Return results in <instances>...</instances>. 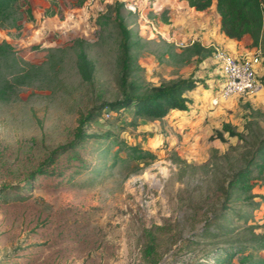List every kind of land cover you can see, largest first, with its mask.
<instances>
[{
    "label": "rangeland",
    "instance_id": "obj_1",
    "mask_svg": "<svg viewBox=\"0 0 264 264\" xmlns=\"http://www.w3.org/2000/svg\"><path fill=\"white\" fill-rule=\"evenodd\" d=\"M117 7L135 43L129 80L159 84L195 67L205 80L217 69L213 60L197 66L190 47L177 45L196 34L187 30L196 14L187 0H20L12 17L0 20V42L13 48L0 53V264H148L154 258L159 264H239V256L221 252L225 243L206 254L213 243L192 251L183 240L194 239L208 216L220 212L221 185L246 165L252 144L264 135V91L237 94L213 109L200 91L188 113L163 119L107 105L89 121L97 106L122 98ZM176 14L175 33L169 24ZM81 40L94 65L93 84L78 68ZM251 47L264 58L263 43ZM224 123L245 139L230 136ZM81 129L111 135L42 167ZM132 148L152 156L136 159ZM40 168L47 172L31 178ZM253 174L260 205L252 210L242 197L234 200L251 216L231 218L264 236V183L258 170ZM247 252L264 258V248Z\"/></svg>",
    "mask_w": 264,
    "mask_h": 264
},
{
    "label": "trees",
    "instance_id": "obj_2",
    "mask_svg": "<svg viewBox=\"0 0 264 264\" xmlns=\"http://www.w3.org/2000/svg\"><path fill=\"white\" fill-rule=\"evenodd\" d=\"M19 1L20 0H0V20H9L14 11L18 8ZM187 1L188 4L197 11H204L210 8L214 3V0ZM117 11L119 20L118 28L121 33L120 50L122 74L120 76V90L122 98L108 104L104 102L102 105L97 106L96 111L93 110L88 117L89 121L96 120L101 110L107 105H109L112 110H120L133 106L135 109L134 113L137 116L150 119H163L172 110H188L191 100L187 96V93L194 90L199 84L204 83L203 80L196 77L197 69L195 68L187 77L178 76L177 78L162 81L159 84H137L136 81L129 80V76L133 71L132 48L135 43L133 42L132 32L127 26L125 18L121 15L119 7H117ZM217 11L221 16V30L227 37L241 40L245 35H250L252 38L251 46L258 47L262 43L264 44V0H217ZM80 45L81 49L78 52V68L83 80L89 84H93L94 65L82 46V40ZM188 47L192 50V55L196 56L195 62L197 66L208 57L214 55L215 49L213 47H205L200 42H195ZM12 49V46L8 42H0V53ZM5 92L6 91L3 90L1 94ZM223 130L229 133L230 136H238L241 139H245V136L236 130L232 124L224 123ZM108 133L102 135L96 133L88 134L83 129L79 130L75 141L70 145L55 149L42 167L53 166L56 163L58 155L64 153L68 149L73 150L74 154H80L79 149L84 146L85 143L107 138V136L111 135V133L110 135ZM218 137L223 139L222 131H218ZM252 145L254 148L251 151L250 158H246V165L239 167L238 170L233 172L227 184L224 182L221 185L224 198L220 206V212L208 216L203 231L195 234L194 239L188 237L183 240V247H186V249L192 251L196 249L203 250L206 245L213 243V248L206 251V254H209L211 251L216 250L217 244L225 243L226 245L221 248V252L227 253L230 258L239 256V264H264V258L257 259L252 252H247L249 249L256 251L263 249L264 236L255 233L256 226L250 225L245 228H240L238 225L234 226L231 218L232 213L238 216L239 219H244L245 221H248V218L251 216V214L246 215L243 214L241 210L236 209V207L231 204L234 200L239 201L242 197L243 201L249 203V205L246 206H250L252 210L260 205V202L254 200L257 195L253 194L255 183L251 181L256 177L253 174L254 171L258 170L259 175L257 177L263 179L264 183V135H260ZM132 149V154H134L132 157L136 159L152 156L150 152L136 148ZM117 151H120V148ZM41 168L38 171H33L30 177L32 178L36 172H47L46 170H41ZM236 192L241 194L234 197L233 195ZM0 194L2 195L4 193L0 192ZM210 220H212V223H210ZM198 237H201L202 240L207 239V244L202 245V240L197 239ZM259 245L261 248L258 247ZM152 251H154L153 247H148L145 250V258L152 255ZM147 263L159 264L160 259H148ZM192 264L202 263L200 259H197L193 261Z\"/></svg>",
    "mask_w": 264,
    "mask_h": 264
},
{
    "label": "crops",
    "instance_id": "obj_3",
    "mask_svg": "<svg viewBox=\"0 0 264 264\" xmlns=\"http://www.w3.org/2000/svg\"><path fill=\"white\" fill-rule=\"evenodd\" d=\"M192 9L195 11L196 14H195L194 20H191V22H186L187 28H188L187 30H188L189 34L190 33H196V34H194V36L190 37L189 40H187V38H182L184 41L190 43L192 40H194V43L200 42L205 47H213V48H214V46L221 45V46L226 47L228 52L234 56L250 55L253 53V50L251 49L252 48L251 47L252 38L250 35H245L241 40H237V39H231L223 33V31L221 30V16L217 11V0H214L213 5L204 11H197L193 7L190 8V11ZM211 9H214V10H211ZM171 20H173V17L170 19L169 26L171 25V27H173V29H175L174 32L176 33L178 31L176 29H178V28L175 26H178L180 23V19L178 18V14H176L174 16L175 22L171 23L172 22ZM214 20H215V24L213 22ZM188 33H186L185 35H188ZM197 35H199V36L201 35L200 36L201 39L198 38ZM203 35L205 37H203ZM186 37H188V36H186ZM189 46H191V45H189ZM194 57L196 58V56H194ZM211 60H213V63L214 62L216 63V65H217L216 70L217 71L214 70V71H211L210 73H208L209 75H211V77H209V78L204 77L205 78V80H204V79H202L203 78L202 72L199 69H197L196 77L198 79L203 80L204 83L199 84L194 90L187 93V96L191 100V102L189 103V106H191V104H193L192 100L196 101V99L200 98L199 92L202 91V92H204V97L208 101V103L210 101L211 108L213 109V108L217 107V106H213L212 99L217 95V93L215 95L216 87H218V86L220 87L221 83H222L221 79H220L221 76L219 74L220 73L219 64L217 63V61L215 60V58L213 56H210L207 59H205L202 63H200L198 66L201 68H205L209 64V61H211ZM194 69L188 75H190L194 71ZM214 75H215V77H214ZM187 76H182V77H187ZM175 78H177V77H175ZM263 91H264V89L261 91V93ZM188 110H189V108H188ZM188 110H185V111L172 110L171 112L188 113Z\"/></svg>",
    "mask_w": 264,
    "mask_h": 264
},
{
    "label": "built area",
    "instance_id": "obj_4",
    "mask_svg": "<svg viewBox=\"0 0 264 264\" xmlns=\"http://www.w3.org/2000/svg\"><path fill=\"white\" fill-rule=\"evenodd\" d=\"M136 11V7L134 8ZM180 41V47L192 45ZM213 57L219 64L222 78L217 95L212 99V104L217 106L221 100H227L237 94L257 95L264 89V58L260 53L234 56L220 46H214Z\"/></svg>",
    "mask_w": 264,
    "mask_h": 264
}]
</instances>
